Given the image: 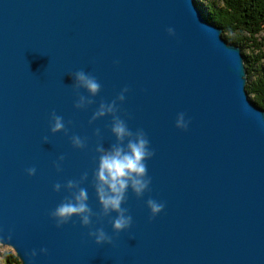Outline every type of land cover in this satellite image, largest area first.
<instances>
[{
  "label": "water",
  "instance_id": "1",
  "mask_svg": "<svg viewBox=\"0 0 264 264\" xmlns=\"http://www.w3.org/2000/svg\"><path fill=\"white\" fill-rule=\"evenodd\" d=\"M221 32L195 0H0V243L20 264H264V109ZM77 69L100 85L82 109L72 106L88 95L73 87ZM123 86L116 112L91 119ZM53 110L66 131L48 132ZM178 112L185 130L173 126ZM112 115L143 129L153 150L148 191L126 193L132 222L114 236L115 213L99 214L94 189L95 149L117 143ZM69 179L86 191L88 227L48 216L76 190L63 188ZM147 198L164 203L151 220ZM96 227L110 244L87 237Z\"/></svg>",
  "mask_w": 264,
  "mask_h": 264
},
{
  "label": "clouds",
  "instance_id": "2",
  "mask_svg": "<svg viewBox=\"0 0 264 264\" xmlns=\"http://www.w3.org/2000/svg\"><path fill=\"white\" fill-rule=\"evenodd\" d=\"M166 31L169 35L173 34L171 27ZM117 63V61H113ZM73 78V87L82 88L88 94L76 95L73 101L74 109H82L86 104L91 103V97L94 96L100 85L96 78L77 69L69 73ZM128 91L127 86L120 88L113 101L107 104L100 103L95 112H93L91 119L102 116L105 113L113 114L117 110V102H122L125 98V93ZM188 120L185 119L183 112H178L175 115L173 126L180 130H185L188 126ZM65 121L62 117L57 115L55 111L48 113V132L55 133L59 130H65ZM111 134L117 141L116 144L110 146L108 149L97 145L95 151L98 153L96 157V168L94 172V189L98 203L100 205V215L106 216L110 212H114L115 216L110 218V224L113 236L121 230L127 229L132 217L126 207H121L126 199V193L131 191L132 194L139 198L146 191L150 183V177L146 174L145 161L152 157L153 150L149 146V141L145 132L141 128H137L134 132L130 130L125 124L124 120L117 115H112L110 128ZM47 136L41 137V142L46 141ZM69 143L73 148L81 149L85 146L84 138L75 134L68 137ZM123 142V143H121ZM63 160L62 155H58L52 161V167L57 171L60 170L59 162ZM27 176H32L35 172L34 167H27L24 169ZM83 178V174L82 177ZM60 183H53L51 189L57 192L61 189ZM64 189L76 190L71 192L69 197L63 198L54 208L48 212L49 218L53 221L54 226L61 225L72 221L76 223L78 220L81 227H88L91 223V210L86 204L87 194L83 188H77L76 182L73 180H66L63 184ZM145 207L148 209V219L151 220L158 212H160L164 203L156 201L152 198H147L144 201ZM73 217L76 219L73 220ZM95 244H110L112 236L105 233L102 227L94 229L89 228L86 233ZM37 251L40 254H46L47 250L40 247L38 250L33 249L32 255H36Z\"/></svg>",
  "mask_w": 264,
  "mask_h": 264
},
{
  "label": "trees",
  "instance_id": "3",
  "mask_svg": "<svg viewBox=\"0 0 264 264\" xmlns=\"http://www.w3.org/2000/svg\"><path fill=\"white\" fill-rule=\"evenodd\" d=\"M206 20L222 29V36L240 47L246 70L248 96L264 109V44L258 39L264 28V0H195ZM250 51V53L248 52ZM2 264H20L12 251L1 253Z\"/></svg>",
  "mask_w": 264,
  "mask_h": 264
},
{
  "label": "rangeland",
  "instance_id": "4",
  "mask_svg": "<svg viewBox=\"0 0 264 264\" xmlns=\"http://www.w3.org/2000/svg\"><path fill=\"white\" fill-rule=\"evenodd\" d=\"M198 2H204V0H197ZM258 39L261 40L264 44V28L262 29V31L259 33L258 35ZM264 50V46L262 48ZM250 53V51H248ZM262 65L264 66V59H262ZM4 251H12L14 253V251L7 245H2L0 243V264L3 263V258L1 256V253L4 252Z\"/></svg>",
  "mask_w": 264,
  "mask_h": 264
}]
</instances>
